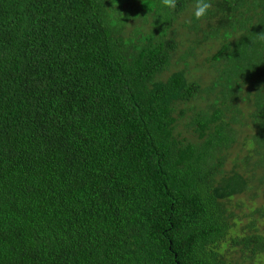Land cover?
Returning <instances> with one entry per match:
<instances>
[{"label":"trees","instance_id":"trees-1","mask_svg":"<svg viewBox=\"0 0 264 264\" xmlns=\"http://www.w3.org/2000/svg\"><path fill=\"white\" fill-rule=\"evenodd\" d=\"M210 3L0 0V264H264V0ZM207 40L211 86L161 78Z\"/></svg>","mask_w":264,"mask_h":264},{"label":"rangeland","instance_id":"rangeland-1","mask_svg":"<svg viewBox=\"0 0 264 264\" xmlns=\"http://www.w3.org/2000/svg\"><path fill=\"white\" fill-rule=\"evenodd\" d=\"M183 19H185V14H182L179 20H183ZM180 36L182 37V41H181L182 44L179 45L178 50L174 53L173 58H172L174 60L184 50H186L188 46L190 45V43L188 42L189 37H185L182 35ZM209 42L210 41L207 40L204 46H198L196 48L195 56L192 60H190V63L188 66H184L182 63L176 64V65L172 64V66L166 72L162 74L161 78H166L175 69L179 68V69H183L186 72L185 75H187L188 79L196 80L199 83L201 88L211 86V82H213L214 79L217 78V74H216L217 72L215 71L216 66L214 63H212L210 60L206 58L207 56L211 55L216 50V47H215L216 45L207 47L208 44H210ZM171 63H173L172 60H171ZM217 67L219 66L217 65ZM212 98L213 97L211 94L206 96L205 94L201 93L199 97L191 100L187 104H182L180 107L189 109V106H192V107H195L196 110L197 109L205 110L208 102L212 101ZM238 103H239V106L243 108L245 118L244 117L242 118L243 120L242 124L238 122L230 123L232 129L235 131V141L231 144L230 148H228L229 150H228V153L226 154V158L223 164V168L225 172L229 171L230 169H235L239 171L242 170L243 162L241 161V159L243 158L244 153L249 148V146L246 144V141H247V138L251 136L253 133V129L250 126V124L248 125L245 123V122L249 123V120L246 119L247 118L246 113L248 112V108L247 106H245V102H242L239 100ZM185 114L190 115L191 110H187V111L185 110ZM227 118L228 117L226 114V116H224L223 119L227 120ZM178 129L185 136L186 135L190 136L192 129H194V125L187 126V119L184 116V117H181L178 121ZM263 191L264 189L260 187L258 190V194L255 195V197L253 198V201L249 197V193H242V194L236 195V197L233 199H241L242 202H244L245 204L252 206L253 204H259L264 201ZM245 204H242L241 207H237L234 204L231 206V208L234 211V213L240 214L243 216L244 210L246 211L248 210ZM242 219L244 218L242 217Z\"/></svg>","mask_w":264,"mask_h":264},{"label":"clouds","instance_id":"clouds-1","mask_svg":"<svg viewBox=\"0 0 264 264\" xmlns=\"http://www.w3.org/2000/svg\"><path fill=\"white\" fill-rule=\"evenodd\" d=\"M164 7L175 10L177 7V0H161ZM212 8L210 0H195L192 15L195 19L199 20L205 17L208 11ZM191 23V21H189Z\"/></svg>","mask_w":264,"mask_h":264}]
</instances>
